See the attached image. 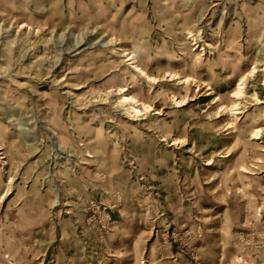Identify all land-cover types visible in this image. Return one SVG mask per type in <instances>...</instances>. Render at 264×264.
Listing matches in <instances>:
<instances>
[{
	"label": "rangeland",
	"instance_id": "1",
	"mask_svg": "<svg viewBox=\"0 0 264 264\" xmlns=\"http://www.w3.org/2000/svg\"><path fill=\"white\" fill-rule=\"evenodd\" d=\"M0 145V264H264V0H0Z\"/></svg>",
	"mask_w": 264,
	"mask_h": 264
},
{
	"label": "bare ground",
	"instance_id": "2",
	"mask_svg": "<svg viewBox=\"0 0 264 264\" xmlns=\"http://www.w3.org/2000/svg\"><path fill=\"white\" fill-rule=\"evenodd\" d=\"M27 25H29V23H27ZM124 54L129 55V58L128 59H131L132 60L131 63L133 65V67L136 70H138V72L140 71L141 74L143 73L147 77V79H150L153 82H156V81L159 80V78H158L159 77V74L149 73L147 71V69L144 68L141 65L140 60H139V56L135 52V50H124L123 51V55ZM197 64H198V62L197 63H193V65H197ZM256 69H257V66L256 65H253L252 68L249 70V73L255 72ZM110 71H112V70H110ZM249 73L247 72V74L246 73L245 74H242V76L240 77L239 82L237 83V87L235 88V90L233 92L234 93L233 96L235 97L234 100H233V103L232 104H225V102H221L218 105L219 108H220L219 110L231 111V113H233V114L241 112L239 110V108H240L239 105L242 103L241 98L245 94L244 93L245 92V89L244 88H245V84L247 82V77L249 76L248 75ZM165 74H168L169 76H171V78L176 79L178 81L177 83L179 85H184V87H185L186 95L181 96L180 98L179 97L175 98V96L177 94H173V97H174L175 101L178 103V105L184 104L185 102H183V100H185L186 97H189V95H191V96L194 95L192 93V87H191L192 81H195L193 76L187 75V74H182V73H179V72H174V71L165 72ZM201 85L202 84L200 83V81L197 80V86L200 88ZM127 90H128V87H126V86H121L119 88V92H118L119 93L118 102L121 105H124L127 108V110L130 113H132L133 115H135V116H143V115H145L146 112H148L152 108V105L150 103H148L147 101H144L141 98H137L133 94L126 92ZM212 91L213 90L208 91V92H206V94H210V93H212ZM191 99H193V97H191ZM215 101H217V100H215ZM154 109H156L155 113H161V111H160L161 108L156 107ZM227 127H231V126L228 125ZM49 131H51L53 133V136H55L57 138V141L58 142L63 143L62 140H61V138H60V135L57 133V131L55 129L49 128ZM261 131H262V127L261 126H259V125L258 126H255V129L253 130V136H252V138H259L260 137L259 134H260ZM166 139H168V138L167 137H162V140H166ZM176 142H178V138H174V141L172 143H176ZM0 153L2 154L1 157H5L6 158V155L7 154H6V151L5 150L1 151ZM241 170H243L245 172H250V170L245 165H243V164H242ZM1 197H2V195H1Z\"/></svg>",
	"mask_w": 264,
	"mask_h": 264
}]
</instances>
